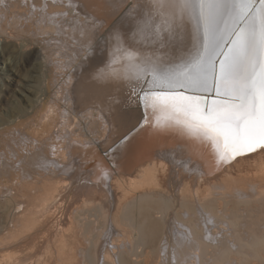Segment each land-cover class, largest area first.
<instances>
[{
  "label": "bare ground",
  "instance_id": "1",
  "mask_svg": "<svg viewBox=\"0 0 264 264\" xmlns=\"http://www.w3.org/2000/svg\"><path fill=\"white\" fill-rule=\"evenodd\" d=\"M148 11L149 0L0 3V96L7 71L18 77L28 63L43 81L62 77L54 96L65 101L56 121L49 106L41 131L14 127L17 135L0 136V174L39 181L1 190L10 192L1 207L11 214L0 223V264H264V151L217 166L210 148L181 126H154L162 114L141 126L129 88L96 78L114 50L176 62L196 51L200 39L187 20L173 33L138 32ZM16 50L26 59L12 67L5 55ZM47 86L20 91L25 105L43 106ZM93 110L98 136L71 135L76 115ZM15 120L0 119V127ZM95 139L100 148L89 146Z\"/></svg>",
  "mask_w": 264,
  "mask_h": 264
},
{
  "label": "snow or ice",
  "instance_id": "2",
  "mask_svg": "<svg viewBox=\"0 0 264 264\" xmlns=\"http://www.w3.org/2000/svg\"><path fill=\"white\" fill-rule=\"evenodd\" d=\"M186 20L200 39L187 60L114 50L96 78L129 88L141 126L162 114L154 126H181L210 148L217 166L264 151V0H149L137 30L159 36Z\"/></svg>",
  "mask_w": 264,
  "mask_h": 264
},
{
  "label": "rangeland",
  "instance_id": "3",
  "mask_svg": "<svg viewBox=\"0 0 264 264\" xmlns=\"http://www.w3.org/2000/svg\"><path fill=\"white\" fill-rule=\"evenodd\" d=\"M29 24H30V26L33 25L31 27L36 28V24L35 23H30L29 22ZM23 27H24V24L20 28H23ZM28 33L27 34L24 33V35H27V36L30 35V34L32 35V31H29ZM10 38H12L13 40H17L18 36H13V37L11 36ZM34 44H36V42ZM31 46L23 48L22 50H25V51L27 50L28 51ZM19 53L22 54V56H20ZM23 56H24V54L22 53V51L20 52V50L19 51L18 50L11 51V52H9V55L8 54L5 55V57L8 58V60H9L8 63L10 62L11 64L10 63L9 64L12 67L13 66H18V64H20L19 66L23 65L24 60L26 59L25 56L24 57ZM0 65H2L1 58H0ZM7 72H9V74H11L12 77H16L15 73L12 72L11 70H8ZM12 77H9L8 78L9 80L7 79L5 81L6 85H4V87H3L4 89H2V93H1V96H0V119H3V118L11 116L12 119H17V120L13 121L10 124L4 123V125L2 127H0V136L2 138L9 139L11 137V135H8V137H9L8 138L7 137V133L14 132L15 131V130L13 131L14 127H18V128L21 127V129H24L22 127H25L26 130L33 131V132H37L39 130L41 131V128H42L41 126H43V125L46 126V124H48V119H47L46 116H44V114L46 113V110L49 108L50 105H53V108H54L53 114H55V116H51L52 119H55V121L58 120L59 112H63L64 111V106H65L64 102L65 101L63 99L59 100L58 98H56L54 96V92L56 91V89L59 88L60 81L61 82L63 81L62 77H59V83L56 84V83H54L55 81L52 79L53 78V74L51 73L50 77L47 78V81L46 80L43 81L42 77L40 76V72L38 71L37 66L35 64L32 65V64H28V63L25 65V69L21 70L20 76L16 77L15 79H11ZM46 84L49 85V86H47V89H46L47 94L44 97L43 106L39 105V106H34L33 108L32 107L28 108V106L25 105L24 99L21 98L22 97L21 96V94H22L21 92L23 90L25 92L26 91H32V92H36L37 91L38 92V91H40L41 87L44 88L46 86ZM8 85L10 87H13V89H15V94H16V96L19 97V99L15 95H11V92L9 91L10 87L8 88ZM41 90H43V89H41ZM9 94H10V97H9ZM15 99H17V101H15ZM13 101H15V102H13ZM55 103H58V106H56ZM93 112H94V110L92 111V113ZM95 114H96V111L91 115V117L89 115H86L85 117H82L81 114H77L75 118H77V122L78 121L79 122H78V124H75V126H73V128H71V130L74 131L73 134H71V135L75 136V130H76V132L80 133L79 134V138H84V137H86V138H94V137L98 136V134H97L98 132L96 131L97 129L94 127V125L96 123V120L98 119L97 114L96 115ZM51 115H52V113H51ZM92 117H96V118H92ZM85 119L86 120L88 119V120L86 121ZM92 121H93L94 125L92 124ZM20 123H22V124H20ZM51 123H49V124H51ZM77 125H78V127H76ZM52 127L54 128L53 124H51L49 127H47V129L48 128H52ZM86 127L88 129H86ZM92 127H94L93 131H92V129H93ZM99 128L102 129V126L99 127ZM99 128H98V130H100ZM9 129H10V131H9ZM95 131L97 133H95ZM85 132H86V134H85ZM91 132H93V134L95 133V135L93 136ZM14 134H15V132H14ZM15 135H17V132H16ZM95 141L96 142H92V144H90L89 146L90 147H96L95 145H97V146L99 145L98 147L100 148L101 147L100 144H99L100 141L97 140V139H95ZM97 141H99V142H97ZM116 141L117 140L110 142L108 144V146L109 147H114L116 145L115 144ZM9 143L11 145H13V147L17 148V145L13 144L12 140H10ZM72 143H76V142L72 140ZM24 147L25 146L22 145V149L20 150V152L23 151L22 153H26V150H25ZM4 148L7 149V147H5V145H4ZM34 148L36 150L40 151L39 147H34ZM34 148H33V152L36 151ZM10 156H12V154H10ZM21 172H20V174H21ZM14 175L13 176L16 177V178L13 177V180L9 181L8 180L9 178L7 177L6 173L5 174L3 173V175L0 174V182H1L0 183V223L3 226L6 225V222L8 221V219L10 217V214H11V209H10V212H9V210L6 212L2 208L4 206V200H3L2 197H5V196L9 195V193H10L9 191H6V192L2 193L1 190H5L6 187H7V186H5V183H12L13 186H15V187L16 186H20L21 184H26L28 182H31V183L32 182L33 183L34 182L35 183L38 182L37 184H39V181L37 179L33 181L30 178H26L24 180V178L21 179V178H18L16 174H14ZM1 184H4V185H1ZM14 211H15V209H14ZM1 233H2V231H1Z\"/></svg>",
  "mask_w": 264,
  "mask_h": 264
}]
</instances>
